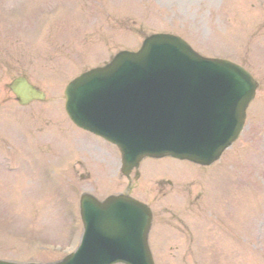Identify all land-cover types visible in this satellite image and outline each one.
Masks as SVG:
<instances>
[{
  "label": "rangeland",
  "instance_id": "obj_1",
  "mask_svg": "<svg viewBox=\"0 0 264 264\" xmlns=\"http://www.w3.org/2000/svg\"><path fill=\"white\" fill-rule=\"evenodd\" d=\"M156 33L179 36L201 54L249 69L259 89L239 142L212 174L193 175L199 184L193 196L201 199L179 211L172 199L154 204L161 189L146 187L144 196L155 209L150 235L155 262L264 264V0H0V260L60 261L79 244L76 199L85 192L100 200L120 192L111 167L116 151L75 129L60 103L71 80L120 51L139 50L143 39ZM17 76L45 90L49 103L41 108L63 124L54 137L46 132V143L51 141L42 156L23 148L42 131L46 111L36 104L15 105L6 87ZM15 141L26 156L13 155L19 153ZM78 161L86 164L78 167ZM57 164H63L54 168L64 170L60 183L66 196L57 185L46 187L38 172ZM10 165L31 170L34 180L26 173L9 174ZM176 167L184 168L172 160L146 163L158 172ZM26 187L32 189L23 192ZM140 188L137 183L134 192Z\"/></svg>",
  "mask_w": 264,
  "mask_h": 264
},
{
  "label": "water",
  "instance_id": "obj_2",
  "mask_svg": "<svg viewBox=\"0 0 264 264\" xmlns=\"http://www.w3.org/2000/svg\"><path fill=\"white\" fill-rule=\"evenodd\" d=\"M143 46L70 84L69 118L117 145L125 171L145 156L211 163L240 131L254 84L239 68L204 60L178 38L153 36ZM9 88L22 106L44 98L23 78ZM81 208L82 244L62 264H153L144 207L122 197L104 203L83 197Z\"/></svg>",
  "mask_w": 264,
  "mask_h": 264
}]
</instances>
